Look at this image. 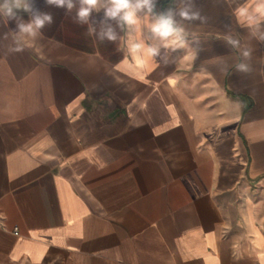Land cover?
Returning <instances> with one entry per match:
<instances>
[{"label":"crops","instance_id":"obj_1","mask_svg":"<svg viewBox=\"0 0 264 264\" xmlns=\"http://www.w3.org/2000/svg\"><path fill=\"white\" fill-rule=\"evenodd\" d=\"M78 7L0 23V264H264L260 0Z\"/></svg>","mask_w":264,"mask_h":264},{"label":"clouds","instance_id":"obj_2","mask_svg":"<svg viewBox=\"0 0 264 264\" xmlns=\"http://www.w3.org/2000/svg\"><path fill=\"white\" fill-rule=\"evenodd\" d=\"M48 5H55L59 8L66 7L68 12H71L78 4L75 20L80 24H88L93 13H100L103 10L102 23L109 20H119L127 25L131 31L135 30L138 24L137 11L147 8L148 12L153 10V0H45ZM260 4L264 7V0H260ZM29 19L25 22L24 16ZM182 17L188 18L187 10L180 13ZM6 21L15 22L19 34L29 38H36L39 35V30L46 22L52 23V17L49 14H38L35 8V0H0V23ZM249 21L255 23L258 17H249ZM94 29L89 27L88 32L92 34ZM152 32L158 34L162 38L169 37L173 33L177 36L180 29L173 27L171 13L167 17H161L159 22L152 27ZM101 39L107 37L108 40L114 41L116 35L109 27L106 31L100 33ZM142 47L140 44H133V50H138ZM149 53H155V48H149ZM243 68V65H240Z\"/></svg>","mask_w":264,"mask_h":264},{"label":"built area","instance_id":"obj_3","mask_svg":"<svg viewBox=\"0 0 264 264\" xmlns=\"http://www.w3.org/2000/svg\"><path fill=\"white\" fill-rule=\"evenodd\" d=\"M1 220H2V216H1V213H0V222H1Z\"/></svg>","mask_w":264,"mask_h":264}]
</instances>
